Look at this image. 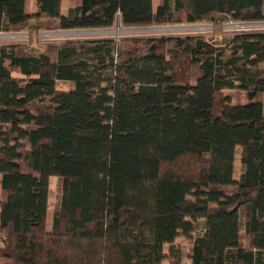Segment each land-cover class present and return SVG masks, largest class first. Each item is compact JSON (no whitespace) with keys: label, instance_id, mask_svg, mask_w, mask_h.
Here are the masks:
<instances>
[{"label":"trees","instance_id":"1","mask_svg":"<svg viewBox=\"0 0 264 264\" xmlns=\"http://www.w3.org/2000/svg\"><path fill=\"white\" fill-rule=\"evenodd\" d=\"M118 16L219 31L264 21V0H0V33ZM179 237L189 264H264V31L0 46V259L182 264Z\"/></svg>","mask_w":264,"mask_h":264},{"label":"rangeland","instance_id":"2","mask_svg":"<svg viewBox=\"0 0 264 264\" xmlns=\"http://www.w3.org/2000/svg\"><path fill=\"white\" fill-rule=\"evenodd\" d=\"M27 11L30 12L34 9V0H27ZM153 7L155 8L158 4V0H152ZM68 7V0H61V13L65 14ZM52 27L49 29H40L38 30L35 35L32 34L31 31L25 30L20 32H9V33H0V46H14V45H22L25 46L33 51H40L48 44H62L66 43L67 36H74L73 39H82L86 35L83 34H67V35H59L55 34L58 31L57 28L54 26L56 22H52ZM185 24V25H184ZM212 22H197L196 25L198 29H187L186 23H165L154 26L151 24L150 26L144 27H136V28H120L122 32L120 33H107V34H114L116 37L115 39H123L128 38L129 36L135 37H148V38H159V37H185L186 36H193L183 34L184 32H195L199 34L198 36L203 37L211 42H222L226 39L231 38L235 34V24L231 20H226L223 22L222 27L218 31L217 28L214 26L212 27ZM261 24V23H260ZM260 27L264 30V23H262ZM214 25V24H213ZM55 28V29H54ZM116 29V27H114ZM60 33V32H59ZM104 34V35H107ZM182 35V36H179ZM18 76L17 74H14ZM65 88V86H64ZM224 95L230 100L232 105H238L241 103H245L247 101L246 95L242 92H235V91H225ZM60 179L58 177H51L49 179V186H48V210H47V228L49 229L51 226V219H52V211L54 205L56 203V199L58 196V187H59ZM176 246L180 249L182 258V264H189L188 260V249L190 247L189 241L185 238L179 237L176 240ZM0 264H11L7 260L0 259ZM162 264H169V259L165 260Z\"/></svg>","mask_w":264,"mask_h":264},{"label":"built area","instance_id":"3","mask_svg":"<svg viewBox=\"0 0 264 264\" xmlns=\"http://www.w3.org/2000/svg\"><path fill=\"white\" fill-rule=\"evenodd\" d=\"M235 24V28H237L235 30V34L236 33H242V32H253V31H264L262 30L260 27L261 25H263L262 23H264V21L261 22H235L232 21ZM261 23V24H260ZM187 24V29H198V26L196 25V23H186ZM185 25V24H184ZM212 25V27H214L213 23L210 24ZM121 27L123 28V30L125 31L124 28H136V27H144V26H123L120 23V17L118 16L117 19L115 20V23L113 24V26H111L110 28H93V29H67V30H62V29H58V31H56L55 34H59V35H67V34H83L86 35L84 38L82 39H73L74 36H67L66 41H78V40H94V39H102V38H110L113 39L115 42H119L121 39H115L116 37L114 36V34H107V33H120L122 32V30L120 28L117 27ZM157 26V25H154ZM116 27V29L114 28ZM60 32V33H59ZM107 34V35H104ZM183 34H187V35H193V36H198L199 34L195 33V32H184ZM182 36V35H179ZM186 36V35H184ZM130 37H135V36H129Z\"/></svg>","mask_w":264,"mask_h":264},{"label":"crops","instance_id":"4","mask_svg":"<svg viewBox=\"0 0 264 264\" xmlns=\"http://www.w3.org/2000/svg\"><path fill=\"white\" fill-rule=\"evenodd\" d=\"M28 2H27V0H26V4H27ZM52 22H54V21H52Z\"/></svg>","mask_w":264,"mask_h":264}]
</instances>
